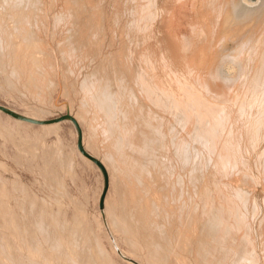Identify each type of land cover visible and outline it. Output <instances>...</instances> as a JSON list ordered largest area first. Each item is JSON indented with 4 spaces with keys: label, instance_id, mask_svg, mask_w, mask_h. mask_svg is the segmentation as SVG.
<instances>
[{
    "label": "rangeland",
    "instance_id": "1",
    "mask_svg": "<svg viewBox=\"0 0 264 264\" xmlns=\"http://www.w3.org/2000/svg\"><path fill=\"white\" fill-rule=\"evenodd\" d=\"M24 1L26 0H0V43H1L0 49L1 48L4 49L3 51H0L1 53L0 54V105L8 107L9 109L21 114L36 116L39 119L45 120V122L47 123L41 124V123L26 122L15 117H10L5 113L0 112V165H1L0 166V190H1L0 203L1 201H3L0 205L1 206L0 207L1 210L0 240H2L0 242V245L2 246L0 247V252H1L0 264H17V263L19 264L20 262L23 261L24 264H26V261L27 264H29L28 261L29 259L31 261L36 260L35 261L36 264L37 263L43 264L44 262H47L44 264H54V263L68 264L69 261L70 262L75 261L73 260L75 256L71 254V252L75 249V247H73L74 245L72 244L66 243L68 242V239L70 240L72 238L71 236L69 237V234L67 232L62 235V238L60 236L58 238L57 234H54L56 236V239L57 240L59 239V242L62 243L60 244L61 247L66 248L64 250L61 248H55L56 247L55 246L56 239H54L55 237L52 239L50 238V236H48L50 239H52L50 240L48 238L50 242L55 240V244L54 245L52 244V246L50 247L51 243H53L54 241L50 243L48 239L46 240L47 237L45 238V236H42L43 237L42 238L41 233L37 232L38 225L36 224L37 225L36 228V225H34L36 223L35 220L37 221V218L40 215L42 214L45 215L46 213L47 214L45 216L49 218V219L46 218L47 224L49 226L48 229L52 233L53 231H56L59 228L58 227L59 224H64L63 221H66L67 224H69L71 227L75 229H77L80 226L81 228L84 227L85 231L88 228L90 229L89 232L93 231L91 232V236H93L92 238L88 234L87 236L88 241H90V243L93 244V246H94V241H97L96 243H99L98 245H100L101 249L104 250L103 251L104 254L103 255L101 254L103 256L102 257L98 253H93V252H97L95 251V249L93 250V248H91L90 251L91 254H93V256L95 255L94 256V258L96 257L95 259L99 258V256L101 257L100 258L101 261L97 259V261L99 260L101 264H129L127 261L123 260V258H121V256H119V254L115 251L110 239L106 234V230L104 228L103 219H102V213H103L104 217L107 218L108 221L110 220L112 221V222L110 221V225L111 223L113 224V218L115 217L116 214H118L121 208L120 203L122 202V197H123L122 195L124 194L123 182L121 179L122 169L119 168L120 166L117 167L119 163H116L115 165H113V167L111 165L110 167L109 165H106L104 170L98 167L97 163H92L87 161L85 158H83V156H81V153L79 151V145H83L86 152L91 156H94L99 159L102 158V160L105 158L104 157L106 154L105 150L107 148L105 146L111 143L112 139L109 137L107 132H104L102 130V128L104 127L103 122H99L103 126L101 129L99 128L100 124L97 123V121H95L94 124L92 123L95 120L94 118L98 119L99 117L97 118L96 116H98L99 114L101 117L99 118L98 121H103L100 120L101 118L103 119L102 116L104 115L106 116V114L107 115L110 114L111 116H113L114 113H117L114 114V118L116 119V123H117V120H119L118 122H120L124 120L125 117H128L127 115L129 114V111H127L126 108H125L126 111H123L122 106L121 107L118 106L120 107L121 110L119 108L116 109V107H113L112 109L106 112L103 111L102 107L96 109V106L100 107L97 99L95 98V95L98 93V89L100 87L99 85L100 83L98 84V82L101 81L104 82L103 78L107 79L108 78L107 76H109L108 80L111 83V85L114 83L113 84L114 86L112 85L110 87L111 88L113 87L112 89H114L116 85L117 88L119 85L117 81V77L119 76L118 74L120 72H123L124 69L128 71L127 72L128 74L130 70H132L130 67L133 66L132 68L135 67L137 69V67L140 64L142 66L144 64L145 66L148 65L146 66L147 69L149 68L148 70H150L148 71V75L150 74V76H153V79H151L152 77L150 76H149L150 79H148V83H147L148 92L150 91L152 93L153 91L152 88H154V85L157 82L156 77L154 75L158 74L159 78L161 77L160 79H162L161 83L164 84L163 88H165L164 86L168 88L167 84H169L170 90L169 88L164 89V91L167 90V92L165 91L166 93H168L169 90V92H173L174 95L175 94L180 95V93H181L180 96L186 93L192 95L189 96L188 94H186L188 95L187 97L188 99L191 97L190 103H193L192 105H190V103L188 104L192 106V108H194L192 109L194 110L193 114H197L194 115L195 116L194 130L189 131L188 128H185L186 124L183 121V119L182 120L180 119L182 117L180 118L177 117L178 119L176 121V119L174 118L175 116L173 117V115L171 116L170 114L168 116V113L170 112L164 109V112L167 111L165 112L166 115L163 112L161 113L165 115L166 120L163 125L164 131L161 128V132H165L164 134L167 135L169 134L170 136L162 138L163 141L159 139L160 141H162L159 144H157L159 140L156 141V146L160 148L161 152H163L165 155L168 154L166 155V157L170 155L173 157L172 153L176 155L175 152L178 151L181 152V150H182L181 152L182 155L178 153V156L185 157L186 159L184 158V160H187L186 155H188V158H190L189 157L190 154L193 156L192 157L190 155L191 158H193L192 160L194 161L195 164L192 166H190L189 163L187 165L181 163L182 162L181 159L175 160L177 156L172 158V159L175 158L173 161H176L175 163L176 165H179V163L177 164V162H180V166H178L179 167L178 169L180 171L178 169H175V172L179 171V173H175L176 176L179 175L180 173L181 174L183 173L182 175H184V177L185 176L187 177V175L184 173V170L185 169L189 170L190 167H193V169L197 171L196 172L194 170L195 171L194 174L196 173L195 174L196 184H194L195 182L193 181V185H191V186L194 185L197 186V187L196 186L193 187L195 191V198L193 199L192 204L189 207L185 208V212H187L188 215L191 216L193 213L195 215V218L191 223L192 225L190 226L187 223H181L179 221H176L175 223H170L167 221L168 224L167 238H168L169 253L172 256L173 260H175V258L178 256L176 255V249L178 248V246L182 243L189 241L190 243L189 242L185 243L188 245L182 244V246L185 245L187 247H185V249H183L184 246L181 248L183 250L181 253L184 256L183 259H181L180 261L181 264L182 263L184 264H264V12L250 13L249 16L240 18L239 20L232 22V24H228L225 20L226 13H195L194 9H192L193 0H37V1L27 0V2ZM36 5L38 6L36 7ZM75 13L77 15H74ZM68 14L69 15L71 14L72 16L77 18L76 20L78 21L74 22L75 21L74 17L72 18L73 20L69 19L72 16L70 15L71 16L70 17ZM64 15H66L68 19H66ZM197 15L198 17H196ZM59 16L61 20L59 19ZM63 16L65 17V19ZM77 16H79L80 18L82 17L81 19L79 18L80 21ZM31 17L32 19H29ZM25 18H27V20ZM22 19L26 20L29 23V25L32 23L33 26L31 25V27H29L28 24L27 26L26 21ZM38 19L41 22L42 21L43 22L42 23L36 22L39 21ZM56 20L59 23H56ZM100 20H102V22ZM65 21L67 23L69 22L68 23L69 25H67L68 27L65 26L66 25ZM35 22L36 25L41 24L40 25L41 29L38 28L39 27L38 25L37 27H35L36 26L34 25ZM20 24L23 25H21L20 27ZM13 25H15V27ZM24 25L26 26V28L24 27L23 29ZM69 26L70 27L73 26V29L75 28L74 31L75 33H73L72 28L69 29ZM26 29H28L29 31ZM32 30L35 32H33ZM54 30L56 33L54 32ZM69 30L70 31L72 30L70 34L73 35L76 34L75 35L76 39L79 38L78 35L82 33L81 35L83 39H80L81 38L80 35V38L77 39L78 41H75L76 42L75 47L71 46L72 44L74 45L75 43L73 42L74 40H72L74 37L73 35H71L73 36L70 38L71 41L67 40L69 38L68 36L70 35ZM78 32L81 33L78 34ZM27 33L31 36V38L26 35ZM83 33L84 34L88 33V34L87 35L85 34L86 37H84L85 35ZM87 37L88 38L90 37L91 41ZM93 37L95 38L96 41L94 40ZM86 38L89 41L86 40ZM85 40L86 43L88 42L87 44L84 42ZM69 41L71 44L70 43L68 44ZM79 41L83 42V43L81 42L82 45L79 43ZM220 41L222 43H220ZM92 42L94 43V45ZM78 43L82 49L78 46ZM84 43H85L84 47L86 48V52H87L86 54H88L89 57L86 56L85 54L84 51L85 48L83 50ZM90 44L92 45L90 46ZM1 45H4L5 47L4 46L2 47ZM87 45H89L90 47H88ZM7 46H11V47L9 48ZM69 47L71 49H69ZM87 47L93 49L95 48V49L94 51H91L93 49H89L90 50L89 51ZM63 49L65 51H68V49L69 51L70 50L72 51V49L73 51L75 49H78V52L75 50L74 52H76V54L73 51H72L73 53L71 51L64 53ZM213 49L215 52L213 51ZM99 52L101 53V56ZM62 53H64L65 57L63 56ZM93 54L96 59L92 58ZM229 55L232 59L229 57ZM104 57L108 59H105ZM143 58L144 59L147 58V59L143 60ZM195 58L197 59L195 60ZM220 58L222 59L221 61ZM226 58H229L230 62H228L227 61L228 59ZM235 58L238 59L237 62ZM177 59L181 60L180 61L182 62L180 63L181 65L177 63L179 62L177 61ZM84 60L87 61L88 64L91 62V65L93 66L88 67L87 66L88 64L87 63L85 64ZM91 60H94L96 62ZM106 60L110 62H107ZM165 60L167 63L165 62ZM52 61L53 64H51ZM105 61L109 65V67H107ZM222 61L223 62L225 61V63H223ZM238 61H240V67H236L239 66ZM142 62L144 63L142 64ZM97 63L99 64V66L97 65ZM112 63H114V65ZM188 63H191V65L196 67L199 72L201 71L202 74L201 75L196 74L194 76L195 73L194 74L190 73L191 69H186V68H190V65ZM226 63L232 66L236 65L235 75L230 76L228 74H224L226 77L223 75V73H225L223 72V68L225 67L224 65ZM111 64L115 66L114 67L115 70H113V67L110 68V66H112ZM117 64H119V66ZM219 64L221 65V67L219 66ZM50 65H52V69ZM70 65L72 66L70 67ZM246 65H249L250 67ZM217 66L220 68H218ZM96 67H99V71H100V73L96 74V76L99 75L97 76L98 78L95 75H93V77L92 75H90V73L92 74L93 69H95ZM102 68L105 69L107 68L108 73L105 74L106 71L105 72L102 71L103 72L102 73L101 72V70H103ZM161 68H163L164 70ZM180 68L182 69V71ZM184 69L187 70L188 72L185 73ZM217 69L219 71L220 69H222L221 73ZM51 70L52 71L55 70V71L52 72ZM153 70H155V73L153 72ZM159 70L162 71V73ZM173 71L176 73V75ZM177 71H181V72L177 73ZM217 71L219 74L217 73ZM245 71L250 72L248 76L244 74ZM87 74L88 76L90 75V77H88L86 81H84L85 80L84 77ZM101 75H104V77ZM111 75L113 77L116 75L115 76L116 80H114V78H112ZM181 76L183 78L185 77V79H182ZM179 77H181V79H179ZM89 78L91 79V81L88 80ZM96 79H98V81ZM166 79H168V81ZM197 79L199 80L197 81ZM95 80L97 84H95ZM106 81L104 82V84L106 83ZM163 81L165 82L167 81V83ZM176 81H178V85L176 84L177 83ZM85 82L88 83L86 84ZM102 82L101 84L103 85ZM200 84L202 85V87ZM174 85L176 88L174 87ZM86 87L89 88L87 89ZM91 89L92 90L94 89V91H92ZM87 90L89 91L87 92ZM175 90L178 91L179 93H176ZM118 95L119 96L121 95V97L124 96L119 91H118ZM119 96L118 99L122 100L121 97ZM192 98L195 99V101ZM123 99H125V101L123 100L124 103L126 102L129 103L128 106L134 107L133 105H130V103L131 104H133L134 102L136 103V100L131 99L130 97V99L129 98L128 99L133 102L131 101L129 102L127 101L128 99H126V96H124ZM84 100L85 102L83 103ZM90 101H92L93 103L92 105L90 104L91 103ZM147 101H148L147 103L151 105L150 104L151 102H149L150 100L148 99ZM80 102H82L83 104L81 103L82 105H78L80 104ZM128 103H126V105ZM87 104L89 105L87 106ZM94 106L96 111H94L93 109ZM136 106L137 104H135V107ZM80 107L82 108L80 109ZM88 108L91 111V114L93 113L92 109L94 112H96V114H92L94 115V118L92 115L89 114L90 111L87 110ZM151 108L154 109L153 105ZM78 109L79 112L81 110L84 111L85 115L82 112L83 113L82 116L85 118L84 120H86L87 122L82 120L83 117L82 118L78 117L80 116ZM98 109L100 112L97 111ZM214 109L217 111L214 112ZM121 111H123L124 113L122 112L123 113L122 114ZM181 111L183 112V110ZM217 112L218 113L223 112V114L221 113L220 116V114H218ZM86 113L90 116H88ZM68 115H73L79 119L80 122L79 128L77 125H75L76 123L73 120L71 121V119L67 118ZM199 115L202 116V118L201 117L199 118ZM212 116L215 118H212ZM203 117L206 118V120ZM86 118L89 119L91 118L92 121ZM213 119H216L218 122H216ZM51 120L52 121L56 120V122H51ZM203 120H205L206 122ZM88 121H90L93 126H91V123L89 122L90 123L89 124ZM174 121L177 122V124ZM213 121L215 122V124H211ZM183 123L185 125H183ZM107 124H108L107 127L109 128L110 123L108 122ZM129 124L130 121L127 124L128 126L124 125L125 128L128 127L126 128V131L127 130H129V132L134 131L133 133L141 132L138 129L139 127L138 124L135 123H131L130 125ZM131 125L132 128H129V126L131 127ZM156 125L157 124H155L154 126ZM204 125H208L206 127L209 128V130H207V128L205 129ZM95 126L99 130H97ZM200 126L201 127L203 126L205 130L202 128L203 130L202 131ZM91 127L94 128L92 131H91ZM134 128H136L135 129L136 131L134 130ZM95 130H97V132ZM144 130H146L145 126H144ZM185 130L187 133L185 132ZM210 130L213 132H211ZM93 131H95L94 133H97V135H99V132L101 131L100 135L102 134V136L99 135L96 137ZM192 131H198V132L200 131V132L198 135L197 134L198 132L196 133ZM205 132L207 134H205ZM18 133L20 136L18 135ZM174 133H175V137L173 136ZM90 134H92L93 136ZM190 134H193L192 135L193 138L192 136H190ZM208 134L209 136H207ZM215 134L217 135V137ZM104 135L106 138L109 137L108 139L111 140L107 141L106 138L104 139ZM180 135L181 137L183 135V137L181 138ZM194 135L196 136L194 137ZM199 136L202 139L199 138ZM210 136L213 137L208 138ZM102 139L104 140V142L101 141ZM105 140L107 142H105ZM164 140H166L167 142H165ZM183 140L185 141L187 140V141L183 142ZM205 140L207 141L209 146ZM99 141H101L100 142L101 144L102 142L104 144L103 145L99 144ZM172 141L174 142V144L172 143ZM191 141L193 142L194 146L190 144L192 143ZM213 141L214 143H212ZM163 143L164 145H162ZM184 143L186 144L188 143V145L185 144V147L187 146V149L183 146ZM165 144L167 145V147ZM171 145L173 146V149ZM188 146L189 148H191L190 150ZM178 147L180 148V150ZM193 147L196 149H193ZM215 147L217 150L214 149ZM168 148L170 149L169 152H171V154L169 152L167 153V151L169 150ZM188 150L189 151L192 150V151L189 152ZM194 150L195 153L193 152ZM183 151L189 153L185 154V152ZM44 154L46 155L44 156ZM57 156L59 157V159ZM166 157H163V159H165ZM195 159H197V161H195ZM195 162H197V165ZM111 167L112 168L116 167V168L112 169ZM48 168L53 170L51 171ZM115 170L116 171L119 170V171L116 172ZM186 173L188 172L186 171ZM49 176L50 177L52 176L53 178L51 177L50 179ZM185 180L187 181V179ZM186 181L184 184H186ZM191 186L189 185L186 187L188 188ZM188 189L192 190V187ZM61 191L63 193H61ZM221 194H223L224 196L228 195L229 199L233 201L230 204H228V202L219 200V195ZM209 195L212 196L213 201L209 199ZM102 197L105 199V201L104 203L101 204L100 198ZM215 197L217 198V200L215 199ZM119 199L121 200L119 201ZM216 201L220 203L218 204L219 208L227 215V217L229 215V212H231L232 214L231 217L229 216L227 218L226 223H222L223 221L221 220V217H219L218 213H214L212 215L206 213V211L211 207L212 210L216 209V205H217ZM113 208L115 210H113ZM22 212L24 213L22 214ZM106 212L107 213L110 212L109 215ZM12 214L15 215L11 216ZM5 216L8 217L5 218ZM5 219H8V221L6 222ZM11 223L14 224L12 225ZM15 224L16 226L17 225L19 226L18 230H16L17 228L16 226H14ZM76 224L79 226H75ZM34 226L35 228H33ZM185 229H187V231L190 232L189 237L191 238V240H188L190 239L188 237H185L186 239H184V237L182 236V231H184ZM23 230H25L26 232ZM116 230L117 229L114 230V234L116 238H118V244L120 248H122L123 251L128 256L135 257L136 255L137 256L139 255L141 256V258L139 256L138 257L136 256L135 258L144 262L145 264L146 261L147 263L150 262L149 260L145 259L146 257L144 255V251H145L144 249H138L137 252L131 251L130 246L122 239L120 232H117L118 230L117 231ZM19 233L20 234L22 233L23 235L22 234L20 235ZM32 233H36L35 235H37V239H35L36 237ZM28 234H32L33 236L32 240L34 242L30 239L32 237L30 235L28 236ZM89 238L91 240H89ZM93 238L95 239L92 240ZM16 239H18V242L20 241L19 242L20 244H18ZM41 239H43V241ZM27 240L29 241L31 240V241L28 243ZM23 241L25 244H23ZM35 241H38L37 242L39 245L38 249L36 248L38 247V245ZM46 241L48 242V244ZM16 242L19 245L18 246L19 248L17 247ZM162 244L165 247V243L162 242ZM25 245L26 247L28 245L29 249L27 248V250L29 252L26 250ZM32 246L33 248L36 246L34 250L30 249L32 248ZM93 246L91 245V247ZM41 248L43 254L40 253ZM47 249L51 251H48V253H46L45 251H47ZM77 249H79V246ZM64 252L67 253L66 256L64 255ZM39 254L40 257L38 256ZM44 254L47 257L45 256L46 258L44 257L45 260L43 261L44 258L42 259L41 257L44 256ZM182 254H181V258H182ZM54 255H56L57 257ZM71 255L74 258L73 257L67 258V260H69L67 261L66 257H71ZM8 256L10 257V259ZM23 256L27 257L28 259ZM54 257L56 258V260ZM58 257L61 258L59 261H57L59 259ZM51 259H53L54 263L51 261ZM168 259L169 258L167 256L165 258L164 257L158 258L157 261L160 262L161 264H165ZM31 261L30 263L32 264ZM70 262L69 264H74V262L72 263ZM154 264H158V263L156 262Z\"/></svg>",
    "mask_w": 264,
    "mask_h": 264
},
{
    "label": "bare ground",
    "instance_id": "2",
    "mask_svg": "<svg viewBox=\"0 0 264 264\" xmlns=\"http://www.w3.org/2000/svg\"><path fill=\"white\" fill-rule=\"evenodd\" d=\"M31 1H33V0H31ZM37 1V0H36ZM15 2V1H14ZM19 2V1H18ZM17 2V3H18ZM24 2H27V0L26 1H24ZM193 2V8L192 9H194V12L195 13H226L225 14V20H226V22L228 23V24H232V22H234V21H236V20H239L240 18H244V17H247V16H249L250 15V13H263L264 12V0H193L192 1ZM38 3V2H37ZM19 4V3H18ZM25 4V3H24ZM23 4V5H24ZM29 4V3H28ZM40 5V4H39ZM44 5H45V3H44ZM47 5V4H46ZM97 5V4H96ZM190 5V4H189ZM38 5H36V7H37ZM46 7V6H45ZM82 7V6H81ZM92 7H93V5H92ZM61 9V8H60ZM81 9V8H80ZM170 9V8H169ZM172 9V8H171ZM191 9V10H192ZM63 10V9H62ZM61 10V11H62ZM73 10V9H72ZM84 11V10H83ZM167 11V10H166ZM58 12H60V11H58ZM71 12V11H70ZM73 12V11H72ZM78 12V11H77ZM74 13V12H73ZM58 14V13H57ZM59 14H61V13H59ZM62 14H63V12H62ZM85 14V13H84ZM48 15V14H47ZM67 15V14H66ZM66 15H64L65 17H66ZM69 15V14H68ZM71 15V14H70ZM69 15V16H70ZM74 15H77L76 13L74 14ZM81 15V14H80ZM100 15V14H99ZM102 15V14H101ZM202 15V14H201ZM57 16V15H56ZM63 16V17H64ZM72 16V15H71ZM70 16V17H71ZM82 16V15H81ZM95 16H96V14H95ZM170 16V15H169ZM179 16H180V14H179ZM65 17H64V19H65ZM74 16H72L71 18H69V19H72ZM78 17V19L80 18L79 16H77ZM89 17V16H88ZM196 17H198V15L196 16ZM35 18V17H34ZM62 18V17H61ZM75 18V17H74ZM82 18V17H81ZM80 18V19H81ZM26 20H27V18H25ZM29 19H32V17L31 18H29ZM59 19H60V16H59ZM66 19H68L67 17H66ZM77 18H75V21L74 22H77L78 20H76ZM80 19H79V21H80ZM87 19V18H86ZM101 19V18H100ZM175 19H176V17H175ZM224 19V18H223ZM22 20H24V19H22ZM26 20H24V21H26ZM39 20V19H38ZM61 20V19H60ZM63 20V19H62ZM73 20V19H72ZM71 20V21H72ZM68 21V20H67ZM84 21V20H83ZM101 22H102V20H100ZM33 22V21H32ZM36 22H40V23H42L40 20L39 21H36ZM36 22H35V24L34 25H36ZM66 22V21H65ZM202 22V21H201ZM224 22V21H223ZM22 23V22H21ZM23 23H25V22H23ZM56 23H59V22H57V20H56ZM69 23V22H68ZM67 22H66V25L65 26H67V25H69ZM72 23V22H71ZM88 23V22H87ZM168 23V22H167ZM182 23H184V22H182ZM18 24V23H17ZM17 24H16V26H17ZM29 25V23L26 21V25ZM74 24V23H73ZM85 24V23H84ZM172 24V23H171ZM175 24V23H174ZM21 25H23V24H20V27H21ZM27 25V26H28ZM31 25L33 26V24L31 23L30 25H29V27H31ZM39 27L38 28H40V25L41 24H37ZM37 25L35 26V27H37ZM78 25V24H77ZM90 25V24H89ZM177 25V24H176ZM201 25V24H200ZM14 27H15V25H13ZM87 26V25H86ZM85 26V27H86ZM94 26V25H93ZM103 26V25H102ZM173 26V25H172ZM24 27L26 28V26L24 25L23 26V29H24ZM42 27V26H41ZM59 27V26H58ZM68 27V26H67ZM96 27H97V25H96ZM203 27V26H202ZM28 28V27H27ZM52 28V27H51ZM62 28V27H61ZM66 28V27H65ZM70 28H72V30H73V33H75L74 31H75V28L73 29V26H69V29ZM91 28H92V26H91ZM7 29V28H6ZM41 29V28H40ZM54 29V28H53ZM64 29V28H63ZM68 29V28H67ZM86 29V28H85ZM17 30H19V29H17ZM21 30V29H20ZM26 30H28V29H26ZM34 30V29H33ZM32 30V31H33ZM36 30V29H35ZM71 30V31H72ZM78 30V29H77ZM76 30V31H77ZM200 30H202V29H200ZM25 31V30H24ZM29 31V30H28ZM31 31V30H30ZM39 31V30H38ZM70 30H69V34H70V32H71ZM182 31H183V29H182ZM11 32H14V31H11ZM33 32H35V31H33ZM37 32V31H36ZM42 32V31H41ZM40 32V33H41ZM54 32H55V30H54ZM89 32V31H88ZM26 33V32H25ZM39 33V32H38ZM56 33V32H55ZM65 33V32H64ZM77 33V32H76ZM81 32H78V34H80ZM61 34V33H60ZM68 34V35H69ZM77 34V35H78ZM82 34V33H81ZM80 34V35H81ZM84 34V33H83ZM86 35L88 34V33H85ZM84 34V35H85ZM129 34V33H128ZM209 34V33H208ZM10 35V34H9ZM27 36H29L30 38H31V36L27 33L26 34ZM48 35V34H47ZM67 35V34H66ZM71 35H73V34H70L68 37V39L67 40H70V38L71 37H75V39H76V34L75 35H73V36H71ZM80 35H78L79 36V38H80ZM86 35L84 36V37H86ZM112 35V34H111ZM125 35V34H124ZM39 36V35H38ZM51 36V35H50ZM65 36V35H64ZM63 36V37H64ZM77 36V37H78ZM92 36H93V34H92ZM6 37V36H5ZM46 37V36H45ZM57 37V36H56ZM60 37V36H59ZM66 37V36H65ZM74 37H73V39L72 40H74L73 42H75V41H78L77 39H79V38H77L76 40L74 39ZM107 37V36H106ZM7 38V37H6ZM11 38V37H10ZM34 38V37H33ZM62 38V37H61ZM88 38V37H87ZM86 38V40H88V39H90V37L87 39ZM94 38V37H93ZM29 39V38H28ZM35 39H36V37H35ZM80 39H83L82 38V35H81V38ZM145 39V38H144ZM221 39V38H220ZM219 39V40H220ZM223 39V38H222ZM8 40V39H7ZM30 40V39H29ZM44 40V39H43ZM58 40V39H57ZM86 40L84 41L85 43H86ZM94 40H95V38H94ZM93 40V41H94ZM250 40V39H249ZM6 41V40H5ZM31 41V40H30ZM71 41V40H70ZM70 41L68 42V44L70 43ZM83 41V40H82ZM81 41V42H82ZM89 41V40H88ZM90 41H91V39H90ZM96 41V40H95ZM218 41V40H217ZM10 42V41H9ZM8 42V43H9ZM46 42V41H45ZM51 42V41H50ZM64 42V41H63ZM67 42V41H66ZM72 42V43H73ZM80 41H79V43L82 45V43H81ZM145 42V41H144ZM144 42H143V44H144ZM202 42V41H201ZM249 42V41H248ZM3 43V42H2ZM4 43H6V42H4ZM11 43V42H10ZM9 43V44H10ZM47 43V42H46ZM65 43V42H64ZM79 43H78V46H79ZM85 43L83 44V50H84V45H85ZM88 43V42H87ZM86 43V44H87ZM93 43V42H92ZM147 43V42H146ZM182 43V42H181ZM205 43V42H204ZM219 43V42H218ZM220 43H222L221 41H220ZM1 44V43H0ZM43 44H45V43H43ZM61 44H63V43H61ZM67 44V43H66ZM67 44V45H68ZM71 44V43H70ZM134 44H135V41H134ZM158 44V43H157ZM202 44V43H201ZM6 45V44H5ZM11 45V44H10ZM42 45V44H41ZM59 45V44H58ZM92 44H90V46H91ZM93 45H94V43H93ZM113 45V44H112ZM131 45V44H130ZM183 45V44H182ZM2 47L4 46V45H1ZM65 46V45H64ZM71 46H76V42L74 43V45L72 44ZM77 46V47H78ZM88 47H90L89 45H87ZM98 46V45H97ZM143 46V45H142ZM181 46V45H180ZM5 47V46H4ZM7 47H11V46H7ZM59 47V46H58ZM61 47V46H60ZM67 47V46H66ZM74 47H72V48H74ZM76 47V48H77ZM80 47V46H79ZM87 47V49L89 50V49H93V48H88ZM94 47V46H93ZM99 47V46H98ZM199 47V46H198ZM55 48H56V46H55ZM64 48V47H63ZM81 48V47H80ZM107 48V47H106ZM109 48V47H108ZM119 48V47H118ZM122 48V47H121ZM203 48V47H202ZM6 49V48H5ZM65 49V48H64ZM63 49V51H64V53H66V52H68L69 51V49H71L70 47H69V49H68V51H65ZM82 49V48H81ZM95 49V48H94ZM94 49L93 50H91V51H94ZM101 49V48H100ZM103 49V48H102ZM197 49H199V48H197ZM4 49H0V51H3ZM62 50V49H61ZM77 52H78V49H75ZM74 50V51H75ZM82 50V51H83ZM87 50V51H88ZM186 50V49H185ZM71 51V50H70ZM69 51V52H70ZM72 51H73V49H72ZM71 51V52H72ZM73 51V52H74ZM85 54L87 53L86 52V48H85ZM90 51V50H89ZM88 51V52H89ZM135 51V50H134ZM142 51V50H141ZM146 51H147V49H146ZM213 51H214V49H213ZM5 52V51H4ZM52 52V51H51ZM56 52V51H55ZM72 52V53H73ZM81 52V51H80ZM215 52V51H214ZM3 53V52H2ZM60 53H61V51H60ZM64 53H62L63 54V56H64ZM75 54H76V52H74ZM90 53V52H89ZM92 53H94V52H92ZM100 53V52H99ZM139 53V52H138ZM1 54V53H0ZM11 54V53H10ZM69 54H71V53H69ZM82 54H84V53H82ZM98 54V53H97ZM97 54H95V55H97ZM132 54V53H131ZM200 54H201V52H200ZM213 54V53H212ZM211 54V55H212ZM9 55V54H8ZM60 55V54H59ZM74 55V54H73ZM80 55V54H79ZM91 55V54H90ZM6 56V55H5ZM84 56V55H83ZM86 56H88L89 57V55L88 54H86ZM93 56V57H92ZM92 56H90V57H92V58H95V56H94V54L92 55ZM100 56H101V53H100ZM132 56V55H131ZM141 56H143V55H141ZM147 56V55H146ZM201 56V55H200ZM215 56H217V55H215ZM65 57V56H64ZM78 57H80V56H78ZM78 57H77V60H78ZM85 57V56H84ZM116 57V56H115ZM160 57V56H159ZM226 57H228V56H226ZM229 57H230V55H229ZM237 57V56H236ZM60 58H62V57H60ZM83 58V57H82ZM87 58V57H86ZM91 58V59H92ZM105 58V57H104ZM111 58V57H110ZM127 58V57H126ZM145 58V57H144ZM143 58V60H146V59H144ZM164 58V57H163ZM162 58V59H163ZM168 58V57H167ZM166 58V59H167ZM176 58V57H175ZM179 58V57H178ZM199 58V57H198ZM231 58V57H230ZM96 59V58H95ZM94 59V60H95ZM105 59H108V58H105ZM104 59V60H105ZM159 59V58H158ZM197 58H195V60H196ZM223 59H224V57H223ZM226 59H228L227 61L228 62H230V59L229 58H226ZM226 59H225V61H226ZM232 59V58H231ZM236 59V62H237V58H235ZM55 60V59H54ZM81 60V59H80ZM94 60H91V61H94ZM111 60V59H110ZM113 60V59H112ZM169 60H171V59H169ZM174 60V59H173ZM222 59L220 58V61H221ZM56 61V60H55ZM68 61V60H67ZM85 61V60H84ZM83 61V62H84ZM99 61V60H98ZM103 61V60H102ZM107 61V60H106ZM106 61H105V63H106ZM175 61H176V59H175ZM174 61V62H175ZM177 61H179V62H177V63H179V65H181L180 63H182V62H180L181 60H179V59H177ZM225 61L223 62V63H225ZM242 61V60H241ZM13 62V61H12ZM71 62V61H70ZM79 62V61H78ZM88 62H89V59H88ZM88 62L87 61H85V64L87 63L88 64ZM94 62H96V61H94ZM107 62H110V61H107ZM126 62V61H125ZM128 62V61H127ZM141 62V61H140ZM165 62H166V60H165ZM170 62V61H169ZM169 62H168V65H169ZM196 62V61H195ZM233 62V61H232ZM231 62V63H232ZM73 63V62H72ZM81 63V62H80ZM99 63H101V62H99ZM130 63V62H129ZM133 63V62H132ZM135 63V62H134ZM144 62H142V64H143ZM146 63V62H145ZM148 63V62H147ZM167 63V62H166ZM171 63H173V62H171ZM176 63V62H175ZM176 63V64H177ZM217 63V62H216ZM220 63V62H219ZM234 63V62H233ZM238 63H239V66H236V65H234V66H232V65H230V64H225L224 66V68H223V72H225V73H223V75L224 74H228V75H230V76H233V75H235V73H236V67H240V61H238ZM238 63H237V65H238ZM8 64H9V62H8ZM7 64V65H8ZM51 64H53V61H52V63ZM64 64H65V62H64ZM83 64V63H82ZM93 64V63H92ZM107 64V63H106ZM110 64V63H109ZM113 65H114V63H112ZM111 64V65H112ZM116 64V63H115ZM131 64V63H130ZM130 64H129V67H130ZM161 64H163V63H161ZM189 65H190V68H186V69H191V71H190V73H195L194 74V76L196 75V74H198V75H201L202 73H201V71L199 72L198 70H197V68L196 67H194L193 65H191V63H188ZM211 64V63H210ZM241 64H242V62H241ZM73 65V64H72ZM72 65H70V67L72 66ZM97 65L99 66V64L97 63ZM101 65V64H100ZM110 66V68L111 67H113V70H115L114 69V67L115 66ZM118 66H119V64H117ZM116 65V66H117ZM122 65V64H121ZM125 65V64H124ZM136 65H137V63H136ZM166 65V64H165ZM183 65H184V63H183ZM51 66V69H52V65H50ZM54 66V65H53ZM88 67L89 66H93V65H91V62L87 65ZM106 66V65H105ZM145 68H144V67ZM139 65L138 67H137V69L134 67V68H132V67H130L132 70H130V72L127 74V72L128 71H126L125 69V71L123 70V72H120L118 75V77H117V81H118V87L116 88V85H115V88L114 89H112L110 86H112L111 85V83L109 82V76H107L108 78L107 79H105V78H101L104 82L107 80L108 81V83H107V81H106V83L104 84V82H102L103 83V85L101 84V82H98V84L100 85V87H99V89H98V93L95 95V98L97 99V101H98V103H99V105H100V107H97L96 106V109L97 108H103V111L104 112H106V111H109L110 109H112L113 107H116V109L117 108H119L120 109V107L122 106V110L123 111H126V109H127V111H129V114L127 115L128 117H125L124 118V120H122V121H120V122H118L119 120H117V123H116V119L114 118V114H117V113H112L113 114V116H111L110 114L109 115H107L106 114V116H105V118H104V116H102L103 117V119L101 118L100 120H103V121H98L99 120V118L101 117L99 114H98V116H96L98 119H96V118H94V115H92V114H96V112H94V111H96L95 110V106H94V111H93V109H92V114H91V111L89 110V108L87 109V110H89L90 111V115H92L93 116V118L95 119L94 120V122H92L93 124L95 123V121H97V123H99V122H103L104 124H103V126L100 124L99 125V128L101 129L102 127V130L104 131V132H107L108 133V135H109V137L112 139V141H111V143H106V144H108L107 146H105V147H107L106 148V150H105V158L102 160V158L101 159H99V158H96V157H94V156H91L90 154H88L87 152H86V150H85V148L83 147V145H79V151H80V153H81V156H83V158H85L87 161H89V162H92V163H97L98 165V167H100V168H102V169H104L105 167H106V165H109V167H110V165L113 167V165H115L116 163H119L118 164V166L117 167H119L120 169H122V171H121V176H122V182H123V189H124V194L122 195L123 197H122V202L120 203V205H121V208H120V210H119V212H118V214H116L115 215V217L113 218V224L111 223V225H110V221H108V219L107 218H105L104 217V214L102 213V219H103V225H104V228H105V230H106V234H107V236H108V238L110 239V241H111V243H112V245H113V247H114V249H115V251L119 254V256H121V258H123V260H125V261H127L129 264H136V263H134L133 261H135V262H137L138 264H145L144 262H142V261H140V260H138V259H136L135 257L137 256H135V257H130V256H128L124 251H123V249L122 248H120V246H119V244H118V238H116V236H115V234H114V230L115 229H117L116 231L117 232H120V234H121V237H122V239L130 246V249H131V251H133V252H137V250L138 249H144L145 251H144V255H145V259L146 260H149L148 262L150 263V264H154V263H158V264H161L160 262H158L157 260H158V258H165V257H167L168 256V260H167V262L165 263V264H179L180 263V261H181V259H183V254L181 253L183 250L181 249L183 246H184V248L183 249H185V247H187V246H185V245H188V244H185V243H188V242H185V241H183V242H185V243H182V244H185V245H183L182 246V244H180L179 246H178V248L176 249V255H178L176 258H175V260H173V258H172V256L170 255V253H169V246H168V238H167V233H168V224H167V221L168 222H170V223H175L176 221H179V222H181V223H187L188 225H192L191 223L193 222V220H194V218H195V215H194V213L190 216V215H188L187 214V212H185V208H187V207H189L191 204H192V202H193V199L195 198V191H194V189H193V187L194 186H196V185H194V186H191V185H193V181L195 182L194 184H196V176H195V174H194V172L196 171L195 169H193V167H190V169L188 170H186L185 169V166H184V169L188 172V173H186V171L184 170V173L187 175V177L185 178L184 177V175H182L181 173L179 174V175H175V173H179V167L178 166H180V162H177V164L179 163V165H176L175 163H176V161H173L174 159H172L173 157H176V159L175 160H177V159H181L182 160V162L181 163H183V164H185V165H187L188 163L190 164V166H192V165H195L194 164V161L192 160L193 158H191V156L189 155V157L190 158H188V155H186L187 156V160H184V158L185 157H181V156H178V153H180L181 155H182V150H181V152L180 151H178V152H175L176 153V155H174V153H172L173 154V157L170 155V156H167L166 157V155H168V154H164L163 152H161V150H160V148L159 147H157L156 146V141H158L159 139L160 140H162V138H164V137H167V136H170L169 134L167 135V134H164L165 132H161V128H162V130L164 131V127H163V125H164V123H165V115H166V113L165 112H170V113H168V116H169V114L172 116L173 115V117L176 119V121H177V119L178 118H180V117H182V118H180L181 120L183 119V121L185 122V124H186V127L185 128H188V130L189 131H191V130H194V115H197V114H193V112H194V110H192V109H194V108H192V106H190V105H192L193 103H190L191 102V97L188 99L187 97H188V95L190 96L191 94H188V93H186V94H188V95H186V94H184V95H182V96H180L181 95V93H180V95L178 94H173V92H169V90H170V88H169V84H167L168 85V88H169V90H168V93H166L167 92V90H165L164 91V89H168V88H166V86H164L165 88H163V83H161L162 81V79H160L159 78V75L158 74H155L154 76L156 77V84L154 85V88H152L153 89V91H152V93L150 92H148V89H147V83H148V79H150V77H152L151 79H153V76H150V74L148 75V71H150V70H148L147 69V67L146 66H148V65H146L145 66V64L144 65ZM161 66V65H160ZM172 66V65H171ZM171 66H170V68H171ZM219 66L221 67V65L219 64ZM236 66V67H235ZM246 66H249V65H246ZM14 67V66H13ZM55 67H56V65H55ZM59 67V66H58ZM79 67V66H78ZM78 67H76V68H78ZM104 67V66H103ZM107 67H109V65L107 64ZM164 67V66H163ZM177 67H178V65H177ZM176 67V68H177ZM184 67V66H183ZM187 67V66H186ZM218 67V66H217ZM220 67H218V68H220ZM243 67V66H242ZM250 67V66H249ZM248 67V68H249ZM75 68V67H74ZM85 68H86V66H85ZM182 68V67H181ZM180 68V69H181ZM200 68V67H199ZM103 70H101V72L102 71H106V73L105 74H107L108 73V70H107V68L105 69V68H102ZM105 69V70H104ZM117 69V68H116ZM161 69H163V68H161ZM174 69V68H173ZM10 70V69H9ZM71 70V69H70ZM164 70V69H163ZM178 70H179V68H178ZM218 70V69H217ZM221 70L222 69H220V73H221ZM52 71V70H51ZM55 71V70H54ZM54 71H52V72H54ZM88 71V70H87ZM117 71V70H116ZM116 71H114V72H116ZM122 71V70H121ZM160 71V70H159ZM166 71V70H165ZM175 71V70H174ZM173 71V72H174ZM181 71H182V69H181ZM181 71H177V73L179 72H181ZM184 71H185V73L186 72H188L187 70H185L184 69ZM183 71V72H184ZM218 71H217V73H218ZM250 71V70H249ZM153 72L155 73V70H153ZM161 73H162V71H160ZM167 72V71H166ZM182 72V73H183ZM81 73V72H80ZM89 73V72H88ZM98 73H100V71H99V67H96L95 69H93V72H92V74L90 73V75H92V77H93V75H95L96 76V74H98ZM103 73V72H102ZM175 73V72H174ZM181 73V74H182ZM190 73H189V75H190ZM249 73L250 72H244V74L245 75H249ZM104 74V75H105ZM219 74V73H218ZM90 75L88 76V74L87 75H85V80L84 81H86V79L88 78V77H90ZM104 75H101V76H103L104 77ZM109 75H110V73H109ZM175 75H176V73H175ZM185 75V74H184ZM87 76V77H86ZM97 76H99V75H97ZM96 76V77H97ZM100 76V77H101ZM112 76V75H111ZM116 76V75H115ZM115 76L113 77L112 76V78H114V80H116L115 79ZM150 76V77H149ZM179 76V75H178ZM178 76H177V78H178ZM183 76V75H182ZM181 76V77H182ZM222 76V75H221ZM225 76V75H224ZM99 77V78H100ZM149 77V78H148ZM167 77V76H166ZM176 77V76H175ZM181 77H179V79H181ZM226 77V76H225ZM224 77V78H225ZM17 78V77H16ZM80 78V77H79ZM98 78V77H97ZM199 78V77H198ZM93 79V78H92ZM100 79V80H101ZM170 79V78H169ZM182 79H185V77L183 78L182 77ZM76 80V79H75ZM88 80H90L91 81V79L89 78ZM97 81H98V79H96ZM96 80H95V84H97V82H96ZM99 80V81H100ZM165 80V79H164ZM167 81H168V79H166ZM199 79H197V81H198ZM89 81V82H90ZM92 81H94V80H92ZM111 81V80H110ZM167 81L165 82V81H163V82H165V83H167ZM175 81V80H174ZM179 81V80H178ZM178 81H176L177 83V85H178ZM113 82H115V81H113ZM152 82V81H151ZM154 82V81H153ZM173 82V81H172ZM76 83V82H75ZM86 83V82H85ZM88 83V82H87ZM86 83V84H87ZM155 83V82H154ZM169 83V82H168ZM56 84V83H55ZM83 84V83H82ZM110 84V85H109ZM116 84V83H115ZM173 84H175V83H173ZM179 84H180V82H179ZM196 84H198V83H196ZM67 85V84H66ZM72 85V84H71ZM102 85V86H101ZM109 85V86H108ZM201 85V84H200ZM114 86V85H113ZM180 86V85H179ZM198 86V85H197ZM120 87V88H119ZM171 87H172V85H171ZM174 87H175V85H174ZM190 87H192V86H190ZM200 87V86H199ZM201 87H202V85H201ZM85 88V87H84ZM87 88V87H86ZM89 88V87H88ZM87 88V89H88ZM176 88V87H175ZM180 88V87H179ZM41 89H43V88H41ZM174 89V88H173ZM188 89V88H187ZM46 90V89H45ZM85 90V89H84ZM92 90V89H91ZM121 90V91H120ZM172 90V89H171ZM89 90H87V92H88ZM92 91H94V89L92 90ZM96 91V90H95ZM118 91L119 92H121V94H123L124 96H126V99H130V97H131V99H134V100H136V103L134 102L133 104H131L130 103V105H133L134 107H132V106H128L129 105V103L128 102H126V103H128L127 105H126V103H124L123 102V100L125 101V99H123V97H121V95L119 96L118 95ZM173 91V90H172ZM77 92V91H76ZM84 92V91H83ZM175 92L176 93H179L178 91H176L175 90ZM170 93H172V94H170ZM50 94V93H49ZM65 94V93H64ZM85 94V93H84ZM83 94V95H84ZM87 94V93H86ZM119 97H121V99L122 100H120V99H118V96ZM50 96V95H49ZM65 96V95H64ZM86 96V95H85ZM127 96H128V98H127ZM192 96V95H191ZM38 97V96H37ZM44 98V97H43ZM147 98V99H146ZM127 100V101H131V100ZM150 100L149 102H151L150 104L151 105H149V103H147L148 101L147 100ZM193 99V98H192ZM81 100V99H80ZM89 100V99H88ZM120 100V101H119ZM190 100V101H189ZM194 101H195V99H193ZM85 102V100L83 101V103ZM88 102V101H87ZM91 103V105L93 104L92 103V101H90ZM131 102H133V101H131ZM82 102H80V104H78V105H82L81 104ZM89 103V102H88ZM188 103H190V105L188 104ZM257 103V102H256ZM97 104V103H96ZM135 104H137V106H139V107H135ZM85 105V104H84ZM89 104H87V106H88ZM152 105H153V107H154V109H152L151 107H152ZM194 105H195V103H194ZM39 106V105H38ZM70 106V105H69ZM118 106H120V107H118ZM4 108L5 109V111H3L1 108ZM46 107V106H45ZM54 107V106H53ZM86 107V106H85ZM128 107H129V109H128ZM155 107H156V109H155ZM196 107V106H195ZM82 107H80V109H81ZM126 108V109H125ZM86 109V108H85ZM91 109V108H90ZM164 109L165 110H167V111H165L164 112ZM34 110H36V109H34ZM43 110V109H42ZM121 110V109H120ZM120 110H118V111H120ZM181 110H183V112L181 111ZM208 110V109H207ZM89 111H86V112H89ZM97 111H99V109L97 110ZM113 111V110H112ZM112 111H110V112H112ZM123 111H121V113L123 112ZM196 111V110H195ZM211 111V110H210ZM215 111H217V110H215L214 109V112ZM0 112H3V113H5L6 115H8V116H10V117H15V118H18V119H21L22 121H26V122H32V123H41V124H44V123H47V122H45V120H42V119H39L38 117H36V116H29V115H25V114H21V113H18V112H16V111H13V110H11V109H9L8 107H5V106H3V105H0ZM37 112V111H36ZM78 112H79V109H78ZM78 112H77V114H78ZM84 113V111H80L79 112V115L81 116H78L79 118H82L83 116V113ZM100 112V111H99ZM99 112H97V113H99ZM114 112H117V111H114ZM161 112H163V113H161ZM180 112H181V114H180ZM220 112V111H219ZM44 113V112H43ZM48 113V112H47ZM124 113V112H123ZM122 113V114H123ZM201 113H203V112H201ZM218 113V112H217ZM216 113V114H217ZM222 114H223V112H221ZM221 113H218V114H220V116H221ZM87 114V113H86ZM102 114V113H101ZM126 114H127V112H126ZM217 114V115H218ZM84 115H85V113H84ZM88 115V114H87ZM90 115H88V116H90ZM121 115V114H120ZM125 115V114H124ZM203 115V114H202ZM88 116H85V117H88ZM91 116V117H92ZM117 116V115H116ZM122 116V115H121ZM215 116V115H214ZM178 117V118H177ZM202 118V116H200L199 115V118ZM205 117V116H204ZM203 117V118H204ZM67 118H69V119H71V121L73 120L76 124L75 125H77L78 126V128L80 127L79 126V119L77 118V117H75V116H73V115H68L67 116ZM119 118V117H118ZM197 118V117H196ZM212 118H215V117H213L212 116ZM218 118H219V116H218ZM225 118V117H224ZM85 118L83 117V119L82 120H84ZM86 119H89V118H86ZM120 119V118H119ZM205 120H206V118H204ZM209 119V118H208ZM217 119V118H216ZM216 119H213V120H215L216 122H218ZM61 120V119H60ZM90 121H92V119L90 118L89 119ZM174 120V119H173ZM200 120H202V119H200ZM205 120H203V121H205ZM84 121H86V120H84ZM90 121H88V123L90 122ZM129 121H130V124L131 123H135V124H138V129L141 131L140 133H133V132H129V130H127L126 131V128H128V127H126L125 128V126L124 125H127L128 123H129ZM182 121V122H183ZM203 121H202V124H203ZM50 122V121H49ZM48 122V123H49ZM51 122H56V120L55 121H52L51 120ZM87 122V121H86ZM110 123L109 124V128L107 127L108 126V124L107 123ZM155 122H157V123H155ZM175 122V121H174ZM201 122V121H200ZM206 122V121H205ZM205 122H204V124H205ZM210 122V121H209ZM57 123H58V121H57ZM56 123V124H57ZM85 123V122H84ZM91 123V122H90ZM89 123V124H90ZM92 123H91V126H93L92 125ZM157 124L156 126H154L155 124ZM176 124H177V122H175ZM179 123V122H178ZM56 124H54V125H56ZM129 124V125H130ZM169 124V123H168ZM171 124H173V123H171ZM170 124V125H171ZM184 123H183V125H185ZM211 124H215V122L213 121ZM209 125V124H208ZM208 125H204L205 126V129L207 128L206 126H208ZM128 126V125H127ZM135 126V127H136ZM144 126H145V129L146 130H144ZM147 126V127H146ZM179 126H181V125H179ZM222 126V125H221ZM232 126V125H231ZM231 126H229V127H231ZM96 127V126H95ZM178 127V126H177ZM52 128H54V127H52ZM52 128H50V129H52ZM88 128V127H87ZM97 128V127H96ZM129 128H132V125H131V127L129 126ZM172 128V127H171ZM180 128V127H179ZM182 128V127H181ZM200 128H201V130H202V128L204 129V127L202 126H200ZM219 128V127H218ZM221 128H223V127H221ZM50 129H48V130H50ZM56 129V128H55ZM60 129V128H59ZM76 129V128H75ZM94 128H92L91 127V131L93 130ZM136 128H134V130H135ZM166 129V128H165ZM168 129H170V128H168ZM204 129V130H205ZM212 129H214V128H212ZM215 129H217V128H215ZM97 130H99L98 128H97ZM97 130H95L96 132H97ZM130 130V131H131ZM175 130V129H174ZM199 130V129H198ZM200 130V131H201ZM207 130H209V128H207ZM219 130V129H218ZM217 130V131H218ZM56 131V130H55ZM95 131H93V133L95 132ZM102 131V132H103ZM136 131V130H135ZM173 131V130H172ZM199 131V132H200ZM203 131V130H202ZM211 131V130H210ZM220 131V130H219ZM99 132V131H98ZM139 132V131H138ZM145 132V133H144ZM185 132H186V130H185ZM192 132H198V131H192ZM191 132V133H192ZM199 132L197 133L198 135H199ZM209 132V131H208ZM211 132H213V131H211ZM51 133V132H50ZM100 133H101V131L99 132V135H100ZM142 133V134H141ZM187 133V132H186ZM196 133H193V134H196ZM204 133V132H203ZM210 133V132H209ZM52 134V133H51ZM89 134V133H88ZM106 134V133H105ZM180 134V133H179ZM193 134H190V136H192ZM205 134H207L206 132H205ZM217 134H218V132H217ZM18 135H19V133H18ZM17 135V136H18ZM90 135H92V134H90ZM94 135L97 137V136H99V135H97V133H94ZM107 135V134H106ZM107 135V136H108ZM185 135V134H184ZM204 135V134H203ZM202 135V136H203ZM211 135V134H210ZM214 135V134H213ZM216 135V134H215ZM2 136H4V135H2ZM20 136V135H19ZM89 136V135H88ZM93 136V135H92ZM95 136H94V138H95ZM100 136H102V134L100 135ZM174 137H175V133H174V135H173ZM173 136H172V138H173ZM186 136V135H185ZM196 135H194V137H195ZM207 136H209V134L207 135ZM219 136H220V134H219ZM230 136V135H229ZM85 137H86V135H85ZM108 137V138H109ZM180 137H181V135H180ZM182 137H183V135H182ZM181 137V138H182ZM188 137V136H187ZM198 137V136H197ZM211 137H213V136H210V137H208V138H211ZM216 137H217V135H216ZM9 138V137H8ZM11 138V137H10ZM44 138V137H43ZM89 138V137H88ZM101 138V137H100ZM103 138V137H102ZM106 137H105V135H104V139H105ZM108 138H106V140L108 141V140H111V139H108ZM191 138V137H190ZM192 138H193V136H192ZM199 138H201L200 136H199ZM214 138H215V136H214ZM20 139V138H19ZM91 139H93V138H91ZM99 139V138H98ZM166 139V138H165ZM169 139V138H168ZM170 139H171V137H170ZM175 139V138H174ZM178 139H179V137H178ZM185 139H186V137H185ZM202 139V138H201ZM203 139H204V137H203ZM207 139V138H206ZM219 139V138H218ZM93 140H95V139H93ZM97 140V139H96ZM105 140V142H107ZM159 140V142L157 143V144H159L160 142H162V141H160ZM191 140H194V139H191ZM208 140V139H207ZM210 140V139H209ZM11 141V140H10ZM15 141V140H14ZM101 141H103L104 142V140L102 139ZM101 141H99V144H101L100 142ZM165 142H167L166 140H164ZM181 141V140H180ZM180 141H179V143H180ZM185 140H183V142H184ZM187 141V140H186ZM185 141V142H186ZM206 141V140H205ZM6 142V141H5ZM13 142V141H12ZM82 142V141H81ZM102 142V144L101 145H103L104 143ZM164 142V143H165ZM182 142V141H181ZM192 142V141H191ZM96 143V142H95ZM164 143L162 144V145H164ZM172 143L174 144V142L172 141ZM171 143V144H172ZM178 143V144H179ZM188 143H190V142H188ZM188 143L186 144V143H184V147H185V144L186 145H188ZM206 143H207V141H206ZM212 143H214V141L212 142ZM26 144V143H25ZM36 144V143H35ZM61 144V143H60ZM167 144V143H166ZM165 144V145H166ZM169 144V143H168ZM183 144V143H182ZM191 145H193V142L192 143H190ZM208 144V143H207ZM211 144V143H210ZM14 145V144H13ZM17 145V144H16ZM33 145V144H32ZM62 145V144H61ZM161 145V146H162ZM170 145V144H169ZM213 145H215V144H213ZM42 146V145H41ZM46 146V145H45ZM54 146H55V144H54ZM94 146V145H93ZM175 146H177V145H175ZM174 146V147H175ZM179 146V145H178ZM194 146V145H193ZM208 146H209V144H208ZM28 147H30V146H28ZM104 147V146H103ZM104 147V148H105ZM163 147H165V146H163ZM166 147H167V145H166ZM171 147H172V149H173V146L171 145ZM217 147V146H216ZM216 147L214 148L215 150H217L216 149ZM240 147V146H239ZM17 148V147H16ZM98 148H99V146H98ZM101 148H102V146H101ZM179 148V147H178ZM177 148V149H178ZM186 149H187V146L185 147ZM188 148H189V146H188ZM54 149H56V148H54ZM61 149H62V147H61ZM89 149V148H88ZM165 149V148H164ZM169 149V148H168ZM167 149V150H168ZM184 149V148H183ZM185 149V150H186ZM191 148H189V150H190ZM193 149H196V148H194L193 147ZM213 149V150H214ZM35 150V149H34ZM102 150V149H101ZM174 150H175V148H174ZM174 150H173V152H174ZM179 150H180V148H179ZM188 150V151H189ZM62 151V150H61ZM99 151V150H98ZM170 151V149L167 151V153ZM172 151V150H171ZM177 151V150H176ZM192 151V150H191ZM191 151H189V152H191ZM35 152V151H34ZM48 152V151H47ZM183 152H185V154L186 153H189V152H186V151H183ZM194 153H195V150L193 151ZM192 152V153H193ZM58 153V152H57ZM63 153V152H62ZM170 154H171V152H169ZM216 153V152H215ZM33 154V153H32ZM101 154V153H100ZM179 154V155H180ZM184 154V153H183ZM184 154V155H185ZM18 155H19V153H18ZM46 154H44V156H45ZM73 155V154H72ZM195 155V154H194ZM32 156V155H31ZM36 157V156H35ZM58 157V156H57ZM163 157H166L165 159H163ZM169 157V158H168ZM193 157V156H192ZM221 157H222V155H221ZM226 157V156H225ZM37 158V157H36ZM43 158V157H42ZM50 158V157H49ZM81 158V157H80ZM196 158V157H195ZM35 159V158H34ZM38 159V158H37ZM58 159H59V157H58ZM186 159V158H185ZM208 159V158H207ZM209 159H210V157H209ZM66 160V159H65ZM69 160V159H68ZM26 161V160H25ZM24 161V162H25ZM46 161H48V160H46ZM61 161H62V159H61ZM178 161H180V160H178ZM195 161H197V159H195ZM208 161H210V160H208ZM207 161V162H208ZM231 161V160H230ZM45 162V161H44ZM59 162V161H58ZM105 162V163H104ZM193 162V163H192ZM215 162V161H214ZM223 162V161H222ZM228 162V161H227ZM227 162H225V163H227ZM18 163V162H17ZM63 163V162H62ZM107 163V164H106ZM196 163V165H197V162H195ZM28 164V163H27ZM45 164H47V163H45ZM56 164V163H55ZM50 165V164H49ZM48 165V166H49ZM1 166V165H0ZM70 166V165H69ZM23 167V166H22ZM72 167V166H71ZM111 167V168H112ZM196 167V166H195ZM194 167V168H195ZM4 168V167H3ZM7 168V167H6ZM55 168V167H54ZM60 168V167H59ZM114 168H116V167H114ZM114 168H112V169H114ZM49 169V168H48ZM175 169H178L179 171L178 172H175ZM49 170H53V169H49ZM67 170V169H66ZM71 170V169H70ZM73 170V169H72ZM105 170V169H104ZM195 170V171H194ZM113 171V170H112ZM116 171V170H115ZM117 171H119V170H117ZM116 171V172H117ZM46 172V171H45ZM68 172V171H67ZM114 172V171H113ZM173 173V175H172V173ZM197 172V171H196ZM56 173V172H55ZM54 173V174H55ZM58 173V172H57ZM51 174V173H50ZM72 174V173H71ZM118 174H119V172H118ZM17 175V174H16ZM49 175V174H48ZM183 177H182V176ZM60 176V175H59ZM58 176V177H59ZM119 176V175H118ZM50 177V176H49ZM52 177V176H51ZM51 177H50V179H51ZM55 177V176H54ZM69 177V176H68ZM174 177V178H173ZM188 177H189V180H188ZM53 178V177H52ZM62 178V177H61ZM72 178V177H71ZM118 178V177H117ZM120 178V177H119ZM59 179V178H58ZM70 179V178H69ZM185 179H187V181L185 180ZM45 180V179H44ZM108 181V180H107ZM119 181V180H118ZM185 181H186V184H184L185 183ZM192 183V184H190V183ZM238 182V181H237ZM55 183V182H54ZM63 183V182H62ZM61 183V184H62ZM188 183H189V185L192 187V190H189L188 188H191V187H186V186H189L188 185ZM64 184V183H63ZM14 185V184H13ZM45 185V184H44ZM179 186V187H178ZM24 187V186H23ZM197 187V186H196ZM2 188H3V186H2ZM56 188V187H55ZM83 188V187H82ZM119 188H121V187H119ZM15 189V188H14ZM117 189V188H116ZM196 189V188H195ZM241 189V188H240ZM8 190V189H7ZM17 190V189H16ZM120 190V189H119ZM234 190V189H233ZM1 191V190H0ZM24 191H25V189H24ZM27 191V190H26ZM55 191V190H54ZM121 191V190H120ZM8 192V191H7ZM6 192V193H7ZM21 192V191H20ZM61 193H63L62 191H61ZM65 193V192H64ZM120 193V192H119ZM5 194V193H4ZM3 194V195H4ZM21 194H23V193H21ZM33 194V193H32ZM8 195V194H7ZM35 195V194H34ZM55 195V194H54ZM66 195H68V194H66ZM86 196V195H85ZM4 197V196H3ZM2 197V198H3ZM50 198V197H49ZM57 198V197H56ZM69 198V197H68ZM231 198V197H230ZM72 199V198H71ZM209 199L211 200V201H213L212 199V196H210L209 195ZM215 199L217 200V198L215 197ZM51 200V199H50ZM62 200V199H61ZM69 200V199H68ZM121 199H119V201H120ZM219 200H221V201H225V202H228V204H230L233 200H230L229 199V197H228V195H226V196H224L223 194H221V195H219ZM14 201V200H13ZM34 201V200H33ZM104 201H105V199L102 197V198H100V202H101V204L102 203H104ZM118 201V202H119ZM3 201H1V203H2ZM17 202V201H16ZM1 203H0V205H1ZM56 203V202H55ZM235 203V202H234ZM233 203V204H234ZM29 204V203H28ZM31 204V203H30ZM43 204V203H42ZM80 204H82V203H80ZM216 209L214 210H212L211 208L210 209H208L207 211H206V213L207 214H210V215H212V214H214V213H218L219 214V217H221V220L223 221L222 223H226V220H227V218L230 216L231 217V212H229V215H228V217H227V215L223 212V211H221L220 210V208H219V205L218 204H220L218 201H216ZM77 205V204H76ZM211 205V204H210ZM214 205V204H213ZM212 205V206H213ZM44 206V205H43ZM61 206V205H60ZM82 206V205H81ZM236 206V205H235ZM234 206V207H235ZM1 207V206H0ZM17 207V206H16ZM75 207V206H74ZM52 208V207H51ZM76 208V207H75ZM101 208H102V206H101ZM115 208V207H114ZM113 208V210H115ZM119 208V207H118ZM18 209H19V207H18ZM31 209V208H30ZM40 209V208H39ZM80 209H81V207H80ZM24 210V209H23ZM45 210V209H44ZM79 210V209H78ZM101 210V209H100ZM112 210V209H111ZM112 210V211H113ZM1 211V210H0ZM4 211V210H3ZM20 211H22V210H20ZM76 211V210H75ZM80 211V210H79ZM79 211H77V212H79ZM11 213V212H10ZM24 212H22V214H23ZM43 213V212H42ZM45 213V212H44ZM60 213V212H59ZM82 213V212H81ZM107 213V212H106ZM110 213V212H109ZM109 213H107L108 215H109ZM21 214V213H20ZM21 214V215H22ZM29 214V213H28ZM37 214V213H36ZM47 214V213H46ZM45 214V215H46ZM9 215V214H8ZM15 215V214H14ZM13 214L11 215V216H14ZM40 215V214H39ZM45 215H40L38 218H37V221L35 220V224L34 225H38V229H37V232H40L41 233V237L42 236H45V238H46V240L49 238L48 236H50V238H54V239H56V236L54 235V234H57V237L59 238V236L62 238V235L63 234H65L66 232L69 234V237L71 236L72 238L69 240L68 239V242H66L67 244H72V245H74L73 247H75V249L73 250L74 251V253H73V251L71 252V254L73 255V256H75V258L71 255V257H66V260H67V258H74L73 260H75V261H72V262H74V264H99L100 262H99V260L101 261V257L99 256V258H97V259H99L98 261H97V259H95L94 258V256H93V254H91V248H93V250L95 249V251H97V252H93V253H98L99 255H103L104 253H103V251L104 250H102L101 249V247H100V245H98L99 243H96L97 241H94V246H93V244H91L90 243V241H88V238H87V236H88V234H89V236H91V232H93V231H91V232H89L90 231V229L88 228L86 231H85V229H84V227H80L79 225H75V226H79L77 229H75V228H73V227H71L69 224H67V222L66 221H63L64 222V224H59V228L56 230V231H53V233L51 232V231H49V226H48V224H47V219L46 218H48L47 216H45ZM75 215V214H74ZM79 215V214H78ZM114 215V214H113ZM3 216V215H2ZM30 216V215H29ZM49 216V215H48ZM6 217H8V216H5V218ZM51 217V216H50ZM111 217V216H110ZM1 218V217H0ZM14 219V218H13ZM49 219V218H48ZM55 219V218H54ZM58 219V218H57ZM1 220V219H0ZM6 220V222L8 221V219H5ZM10 220H11V217H10ZM27 220V219H26ZM59 220V219H58ZM80 220V219H79ZM3 221V220H2ZM1 221V222H2ZM13 221V220H12ZM15 221V220H14ZM22 221H23V219H22ZM33 221V220H32ZM4 222V221H3ZM21 222V221H20ZM19 222V223H20ZM55 222V221H54ZM62 222V223H63ZM66 222V223H65ZM112 222V221H111ZM213 222H214V220H213ZM81 223V222H80ZM12 224V223H11ZM14 224V223H13ZM12 224V225H13ZM21 224V223H20ZM79 224V223H78ZM214 224H216V223H214ZM6 225V224H5ZM24 225H25V223H24ZM37 225H36V228H37ZM50 225V224H49ZM81 225H83V224H81ZM113 225V226H112ZM2 226V225H1ZM3 226H4V224H3ZM8 226V225H7ZM14 226H16V224L14 225ZM18 226V225H17ZM16 226V230H18V228H19V226L17 227ZM6 227V226H5ZM5 227H4V229H5ZM9 227V226H8ZM29 227V226H28ZM22 228V227H21ZM33 228H35V226L33 227ZM115 228V229H114ZM13 229V228H12ZM32 229V228H31ZM10 231H11V228H10ZM13 231V230H12ZM22 231V230H21ZM23 231H25V230H23ZM26 231H27V229H26ZM25 231V232H26ZM8 232V231H7ZM16 232H18V231H16ZM25 232H24V234H25ZM30 232H32V231H30ZM35 232V231H34ZM189 231H187V229H185L184 231H182V236L184 237V239H186L185 237H188V238H190L189 236ZM20 234V233H19ZM22 234V233H21ZM20 234V235H21ZM32 234H34V236L36 237L35 239H37V235H35L36 233H32ZM32 234H28V236L30 235L32 238H30L31 240L33 239V236H32ZM37 234H39V233H37ZM43 234V235H42ZM7 235V234H6ZM23 235V234H22ZM53 235V236H52ZM18 236V235H17ZM16 236V237H17ZM95 236V235H94ZM12 237V236H11ZM19 237V236H18ZM21 237V236H20ZM26 237V236H25ZM93 236H91V238H92ZM27 238V237H26ZM43 238V237H42ZM44 238V239H45ZM49 238V239H50ZM2 239V238H1ZM28 239V238H27ZM39 239V238H38ZM48 239V241L50 242V240H52V239H50L49 240ZM95 238H93L92 240H94ZM183 239V240H184ZM4 240V239H3ZM17 240V242H18V239H16ZM30 240V241H31ZM42 241H43V239H41ZM62 240V239H61ZM89 240H91L90 238H89ZM99 240V239H98ZM188 240H191V238L190 239H188ZM2 240H0V242H1ZM22 241V240H21ZM25 241V240H24ZM24 241H23V244H25L24 243ZM28 241V243L30 242L29 240H27ZM26 241V242H27ZM33 241V240H32ZM45 241V240H44ZM54 241V242H53ZM53 241H51V242H53V243H51V245H50V247L52 246V244L54 245L55 244V240H53ZM187 241V240H186ZM17 242H16V245H17V247L19 246L18 244H20L19 242H18V244H17ZM34 242V241H33ZM36 243L38 242V241H35ZM47 242V241H46ZM46 242H45V244H46ZM59 242V239L57 240L56 239V247L55 248H61V249H66V248H62L61 247V245L60 244H62V243H58ZM62 242V241H61ZM162 242H164L165 243V247H166V250H165V247H164V245L162 244ZM3 243V242H2ZM5 243H6V241H5ZM8 243V242H7ZM92 243H93V241H92ZM190 243V242H189ZM21 244H22V242H21ZM31 244V243H30ZM45 244H44V246H45ZM47 244H48V242H47ZM125 244V243H124ZM29 245V244H28ZM28 245H27V247H26V245H25V248H26V250H27V248H28ZM32 245V244H31ZM30 245V246H31ZM36 245V244H35ZM37 245H38V243H37ZM36 245V246H37ZM63 245H65V244H63ZM91 245L93 246V247H91ZM9 246V245H8ZM21 246H24V245H21ZM35 246V247H36ZM60 246V247H59ZM68 246V245H67ZM66 246V247H67ZM70 246V245H69ZM77 246V247H76ZM78 246H79V249H77L78 248ZM0 247H2L1 245H0ZM11 247V246H10ZM9 247V248H10ZM15 247V246H14ZM35 247L33 248V246H32V248H30V249H32V250H34L35 249ZM49 247V248H50ZM53 247V248H54ZM3 248H5V247H3ZM19 248V247H18ZM24 248V249H25ZM37 249L39 248V245H38V247H36ZM46 248H47V246H46ZM48 248V249H49ZM52 248V249H53ZM54 248V249H55ZM70 248V247H69ZM29 249V248H28ZM36 249V250H37ZM45 249V248H44ZM43 249V250H44ZM47 249V251H45L46 253H48V251H51V250H48ZM188 249V248H187ZM186 249V250H187ZM7 250V249H6ZM10 250V249H9ZM12 250V249H11ZM17 250V249H16ZM19 250V249H18ZM31 250V251H32ZM71 250V249H70ZM2 251V250H1ZM5 251V250H4ZM28 251V250H27ZM38 251V250H37ZM185 251V250H184ZM11 252V251H10ZM29 252V251H28ZM28 252H27V254H28ZM40 252V251H39ZM44 252V253H45ZM59 252V251H58ZM65 252H67V251H65ZM64 252V255L66 256L67 255V253H65ZM1 253V252H0ZM6 253V252H5ZM31 253V252H30ZM33 253H34V251H33ZM41 254H43V252H42V248H41V252H40ZM45 253V254H46ZM60 253V252H59ZM61 253H62V251H61ZM3 254V253H2ZM8 254H9V251H8ZM32 254V253H31ZM44 254V256H42L41 258L43 259L46 255ZM56 254V253H55ZM107 254V253H106ZM181 254H182V258H181ZM7 255V254H6ZM17 255V254H16ZM22 255H23V253H22ZM36 255H37V252H36ZM35 255V256H36ZM52 255V254H51ZM50 255V256H51ZM57 255V254H56ZM56 255H54V256H56ZM60 255H63V254H60ZM60 255H58V256H60ZM101 255V256H102ZM1 256V255H0ZM18 256H20V255H18ZM39 257H40V254L38 255ZM37 256V257H38ZM49 256V255H48ZM105 256V255H104ZM139 256V255H138ZM137 256V257H138ZM7 257V256H6ZM9 257V256H8ZM23 257H25V256H23ZM30 257V256H29ZM32 257V256H31ZM47 257V256H46ZM45 257V258H46ZM52 257V256H51ZM57 257V256H56ZM98 257V256H97ZM103 257V256H102ZM140 258H141V256H139ZM15 258V257H14ZM16 258H18V257H16ZM22 258V257H21ZM20 258V259H21ZM25 258H27V257H25ZM45 258L43 259V261L45 260ZM50 258V257H49ZM53 258V257H52ZM55 258V257H54ZM59 258V257H58ZM57 258V259H58ZM106 258V257H105ZM4 259H5V257H4ZM9 259H10V257H9ZM23 259V258H22ZM28 259V258H27ZM26 259V260H27ZM33 259V258H32ZM48 259V258H47ZM61 258H59L57 261H59ZM108 259V258H107ZM144 259V260H145ZM8 260V259H7ZM55 260H56V258H55ZM103 260H105V259H103ZM110 260V259H109ZM108 260V261H109ZM141 260H143V259H141ZM19 261H21V260H19ZM19 261H17V262H19ZM29 261V264H31L30 263V259L28 260ZM36 261V260H35ZM34 260L33 261H31L32 262V264H36V262H35ZM43 261H41V262H43ZM49 261V260H48ZM51 261L53 262V259H51ZM67 261H69V260H67ZM13 262V261H12ZM35 262V263H34ZM38 262H40V261H38ZM51 262V263H52ZM70 262V261H69ZM69 262H68V264H69ZM72 262H70V263H72ZM106 262H107V260H106ZM1 263V262H0ZM3 263V262H2ZM5 263V262H4ZM11 263V262H10ZM14 263V262H13ZM21 264L23 263L24 264V261L23 262H20ZM19 263V264H20ZM44 263H47V262H44ZM43 263V264H44ZM54 263V262H53ZM149 263H147V261H146V264H149ZM185 263H186V261H185ZM18 264V263H17ZM26 264H27V261H26ZM37 264H39V263H37ZM42 264V263H41ZM55 264V263H54ZM101 264V263H100ZM181 264V263H180ZM182 264H184V263H182Z\"/></svg>",
    "mask_w": 264,
    "mask_h": 264
},
{
    "label": "water",
    "instance_id": "3",
    "mask_svg": "<svg viewBox=\"0 0 264 264\" xmlns=\"http://www.w3.org/2000/svg\"><path fill=\"white\" fill-rule=\"evenodd\" d=\"M1 109H2L3 111H5V109H4L3 107H2ZM133 262H134V263H136V264H138V263H137V262H135V261H133Z\"/></svg>",
    "mask_w": 264,
    "mask_h": 264
}]
</instances>
